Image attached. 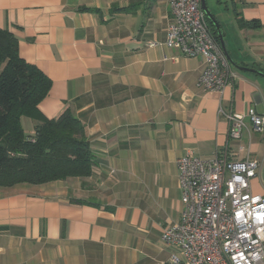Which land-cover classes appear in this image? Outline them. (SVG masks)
<instances>
[{"label":"crops","instance_id":"1","mask_svg":"<svg viewBox=\"0 0 264 264\" xmlns=\"http://www.w3.org/2000/svg\"><path fill=\"white\" fill-rule=\"evenodd\" d=\"M133 1L0 0V28L52 81L39 110L57 119L70 109L97 163L89 178L0 188V264H170L178 251L162 234L181 221L178 160H212L228 148L230 159L264 163V135L247 120L242 138L229 140L226 117L264 114V77L226 58L233 81L220 94L206 91L204 60L162 45L169 1L112 13ZM215 2L231 60L264 73V0ZM25 124L33 136L40 123ZM252 188L264 195L257 179Z\"/></svg>","mask_w":264,"mask_h":264},{"label":"built area","instance_id":"2","mask_svg":"<svg viewBox=\"0 0 264 264\" xmlns=\"http://www.w3.org/2000/svg\"><path fill=\"white\" fill-rule=\"evenodd\" d=\"M168 1L173 19L162 45L188 58L203 59L199 86L222 93L234 74L210 30L202 0ZM148 45L156 48L161 44L153 41ZM226 117L229 140L242 138L247 120L253 133L264 135V114L254 109L246 115L230 113ZM177 166L181 221L162 234L163 243L178 251L170 264H264V195L252 188L260 163L250 158L230 159L225 148L212 160L186 155Z\"/></svg>","mask_w":264,"mask_h":264},{"label":"trees","instance_id":"3","mask_svg":"<svg viewBox=\"0 0 264 264\" xmlns=\"http://www.w3.org/2000/svg\"><path fill=\"white\" fill-rule=\"evenodd\" d=\"M141 5L136 0L126 8H113L112 13H134ZM79 11L100 13L89 8ZM239 24L246 25L241 19ZM51 87L52 81L20 56L15 35L0 28V188L92 176L97 163L82 122L70 109L57 119H47L39 110ZM23 118L40 123L33 136L26 135Z\"/></svg>","mask_w":264,"mask_h":264},{"label":"water","instance_id":"4","mask_svg":"<svg viewBox=\"0 0 264 264\" xmlns=\"http://www.w3.org/2000/svg\"><path fill=\"white\" fill-rule=\"evenodd\" d=\"M201 6H202V10L204 11L206 17L209 19V21L213 24L217 34H218V38H219V43H220V46H221V49L225 55V57L228 59V61L235 67H237L239 70L241 71H246V72H252V73H257L261 76L264 77V73L262 72H259L257 70H254V69H249V68H242V67H239V66H236L235 63L231 60L228 52H227V49H226V45H225V39H224V32L222 30V27L220 25V23L217 21V19L214 17V15L211 13V11L209 10L208 6H207V3H206V0H202V3H201Z\"/></svg>","mask_w":264,"mask_h":264},{"label":"rangeland","instance_id":"5","mask_svg":"<svg viewBox=\"0 0 264 264\" xmlns=\"http://www.w3.org/2000/svg\"><path fill=\"white\" fill-rule=\"evenodd\" d=\"M208 2V7H209V10L214 12L215 14L221 12V18H224V13H222V7L221 6H218L215 2V0H207ZM220 20H223V19H220ZM226 20V19H225ZM24 128L26 129V132L29 134L28 131H30V128H29V124H25L24 125ZM257 183L258 185L264 190V163H262L260 165V168L259 170L257 171ZM254 184H255V180H253L252 182V186L254 187Z\"/></svg>","mask_w":264,"mask_h":264}]
</instances>
